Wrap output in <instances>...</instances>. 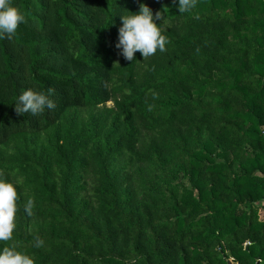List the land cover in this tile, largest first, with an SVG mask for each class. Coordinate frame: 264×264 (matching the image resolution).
<instances>
[{"label": "trees", "instance_id": "1", "mask_svg": "<svg viewBox=\"0 0 264 264\" xmlns=\"http://www.w3.org/2000/svg\"><path fill=\"white\" fill-rule=\"evenodd\" d=\"M11 3L26 22L0 37V178L19 199L0 248L34 264H264V0ZM142 3L168 43L127 61L121 15ZM30 88L55 108L18 114Z\"/></svg>", "mask_w": 264, "mask_h": 264}, {"label": "clouds", "instance_id": "2", "mask_svg": "<svg viewBox=\"0 0 264 264\" xmlns=\"http://www.w3.org/2000/svg\"><path fill=\"white\" fill-rule=\"evenodd\" d=\"M180 13L190 12L195 8L197 0H173ZM161 19L160 11L153 15V11L146 4H141L136 12L128 11L121 15V26L118 29L116 48L127 61L134 60V54L139 51L143 58L154 55L157 50L164 51L168 40L162 34V29L156 20ZM24 14L11 0H0V37H11L21 23H25ZM53 89L47 93L27 89L22 92L15 103L18 114L31 113L39 115L45 109H54L55 103L50 98ZM19 199L16 186L0 178V242L13 240V231L16 227L15 216L18 210ZM34 203L29 198L24 204V211L28 216L33 214ZM44 241L36 238L35 247L40 248ZM0 264H34L28 254L17 251L15 245L0 248Z\"/></svg>", "mask_w": 264, "mask_h": 264}, {"label": "rangeland", "instance_id": "3", "mask_svg": "<svg viewBox=\"0 0 264 264\" xmlns=\"http://www.w3.org/2000/svg\"><path fill=\"white\" fill-rule=\"evenodd\" d=\"M261 213H260V215L262 214V211H260Z\"/></svg>", "mask_w": 264, "mask_h": 264}]
</instances>
